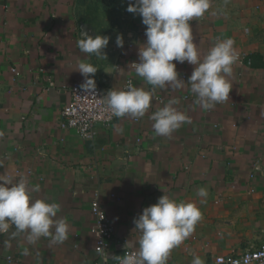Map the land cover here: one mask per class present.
<instances>
[{"label": "crops", "instance_id": "1", "mask_svg": "<svg viewBox=\"0 0 264 264\" xmlns=\"http://www.w3.org/2000/svg\"><path fill=\"white\" fill-rule=\"evenodd\" d=\"M129 3L134 0H0V174L39 185L33 197L58 204L57 218L69 225L59 244L48 237L29 244L23 233L13 237L11 227L0 238V264L103 261L91 232L97 193L115 228L105 255L116 261L126 240L139 235L134 218L157 202L161 187L201 211L166 264L191 263L194 255L208 264L264 241V0H210L205 14L190 21L201 57L217 38H231L235 52L246 56L232 66L225 102L202 109L188 84L155 88L142 118L97 123L93 139L62 128L71 87L84 82L75 70L81 60L98 68L95 82L106 91L124 88L128 78L152 90L131 66L139 61L146 26L139 14L127 11ZM80 32L108 36L107 58L81 53ZM118 34L123 47L116 45ZM194 67L176 63L179 78L187 82ZM172 97L191 123L170 137L157 136L149 116ZM199 188L207 190L206 197H198Z\"/></svg>", "mask_w": 264, "mask_h": 264}, {"label": "clouds", "instance_id": "2", "mask_svg": "<svg viewBox=\"0 0 264 264\" xmlns=\"http://www.w3.org/2000/svg\"><path fill=\"white\" fill-rule=\"evenodd\" d=\"M210 8V0H134L127 11L139 14L145 25L146 42L138 48L139 62H132L137 76L152 86V90L133 86L111 88L103 96L104 102L116 117L131 116L139 119L145 116L151 106L153 91L160 89H182L190 85L196 96L195 104L202 109H212L229 98L232 84L233 64L237 60L234 41L231 38H217L207 54L201 57L198 45L194 43L190 21L202 17ZM77 47L81 53L95 54L107 58L105 49L109 37L88 35L80 32ZM117 47H123L122 34L116 37ZM194 65L187 82L179 78L176 63ZM84 77L81 90L95 95L94 74L98 68L81 60L76 69ZM107 72V71H106ZM177 97H172L162 107L151 113L149 119L157 136L170 137L184 123H191L190 117L180 111ZM157 202L144 207L134 218V230L139 233L135 240H126L124 248L129 250L118 264H166L171 250L179 246L194 230L201 219V211L193 202L177 201L165 188ZM40 186H29L26 177L15 180L0 174V233L8 232L14 226L15 237L25 234L29 244H35L41 237L50 238L52 244L63 243L68 236L69 225L64 218H57L59 205L43 198H34ZM198 197L207 196L205 188L197 190ZM108 255H104L107 264ZM191 264H203L194 255Z\"/></svg>", "mask_w": 264, "mask_h": 264}, {"label": "built area", "instance_id": "3", "mask_svg": "<svg viewBox=\"0 0 264 264\" xmlns=\"http://www.w3.org/2000/svg\"><path fill=\"white\" fill-rule=\"evenodd\" d=\"M236 55V61H243L246 57L243 53H236ZM249 63H251L250 60ZM12 71L16 76L20 75V71L17 68H12ZM129 83L135 86L133 79L128 78L124 88H126ZM81 84L80 82H76L71 87V98L62 110L63 119L61 121V126L62 128L75 129L85 139H93L97 134V123L110 125L117 117L111 113L104 102L103 96L107 93L106 90L96 84L95 95L85 94L81 90ZM19 173L20 170H17L16 174ZM8 176L12 175L9 174ZM91 211L94 216L91 232L96 241L95 248L98 252L105 255V250L110 244L115 228L111 223L110 217L100 203L98 193L92 199ZM3 234L5 233H0V238ZM128 251L129 250L126 249L124 255L127 254ZM12 259V256H8L10 262H12ZM94 264H104V260ZM107 264H118V260L113 262L107 261ZM208 264H264V241L259 246L250 247L238 255H217L210 260Z\"/></svg>", "mask_w": 264, "mask_h": 264}]
</instances>
